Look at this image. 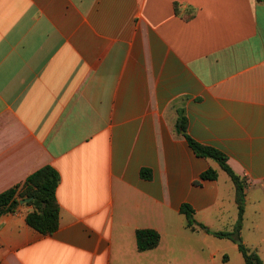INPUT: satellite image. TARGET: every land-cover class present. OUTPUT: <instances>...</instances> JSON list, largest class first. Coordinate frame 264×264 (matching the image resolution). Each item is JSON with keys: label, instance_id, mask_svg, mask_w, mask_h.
<instances>
[{"label": "crops", "instance_id": "crops-1", "mask_svg": "<svg viewBox=\"0 0 264 264\" xmlns=\"http://www.w3.org/2000/svg\"><path fill=\"white\" fill-rule=\"evenodd\" d=\"M178 110L245 195L264 190V3L0 0V193L43 166L60 177L56 232L22 204L0 217V264H174L175 240L202 231L180 206L201 224L220 213L224 173L176 132ZM141 229L156 248L138 252Z\"/></svg>", "mask_w": 264, "mask_h": 264}, {"label": "trees", "instance_id": "trees-1", "mask_svg": "<svg viewBox=\"0 0 264 264\" xmlns=\"http://www.w3.org/2000/svg\"><path fill=\"white\" fill-rule=\"evenodd\" d=\"M264 3V0H256ZM174 12L178 14L177 5H174ZM192 17L190 12L184 15L188 20ZM175 129L178 134L185 139L192 153L203 159H210L216 162L219 168L228 176L234 188V203L237 209V215L232 230L229 232L212 233L219 239H226L232 242L240 239L243 217L245 213L246 195L245 190L247 182L244 178L238 176L228 165L227 156L220 150L203 145L192 139L186 131V117L183 110L177 111ZM140 177L144 180L151 178V172L148 169L140 171ZM218 177L217 172L208 168L203 171L198 180L193 182L194 186H199L201 181H214ZM60 177L58 172L51 166H43L30 174L22 183L17 184L0 193V217L15 214L20 208L21 201L27 200L24 204L31 208L25 216V223L32 230L44 236H51L58 229L59 205L56 200V189ZM179 213L186 219V227L191 231L197 229L204 230L209 234V230L194 219L193 208L184 203L179 208ZM136 248L138 252H145L156 248L160 241V235L151 229H141L135 232ZM244 264H263L256 250L240 243L238 245ZM227 260L226 257L223 258Z\"/></svg>", "mask_w": 264, "mask_h": 264}, {"label": "rangeland", "instance_id": "rangeland-1", "mask_svg": "<svg viewBox=\"0 0 264 264\" xmlns=\"http://www.w3.org/2000/svg\"><path fill=\"white\" fill-rule=\"evenodd\" d=\"M221 176L222 192L216 207V210L221 212L203 218V225L210 233L205 232L206 234L202 235L204 231L202 230L195 240L183 238L175 240L174 264H244L237 249L240 243L256 250L264 264V190L262 188L255 187L246 191L245 213L239 240L232 242L212 235V233L231 231L237 215L231 183L224 173H221ZM225 182L230 188L224 186ZM230 189L232 198L229 195ZM224 257L227 260H224Z\"/></svg>", "mask_w": 264, "mask_h": 264}, {"label": "water", "instance_id": "water-1", "mask_svg": "<svg viewBox=\"0 0 264 264\" xmlns=\"http://www.w3.org/2000/svg\"><path fill=\"white\" fill-rule=\"evenodd\" d=\"M26 201H27V200L21 201L20 204L22 205V204H24Z\"/></svg>", "mask_w": 264, "mask_h": 264}]
</instances>
